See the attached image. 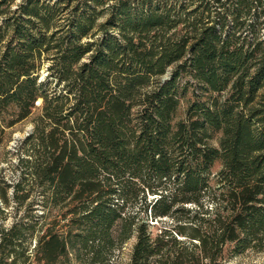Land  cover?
I'll return each mask as SVG.
<instances>
[{"label":"trees","instance_id":"trees-1","mask_svg":"<svg viewBox=\"0 0 264 264\" xmlns=\"http://www.w3.org/2000/svg\"><path fill=\"white\" fill-rule=\"evenodd\" d=\"M37 109L0 264L264 250V0H0V145Z\"/></svg>","mask_w":264,"mask_h":264},{"label":"rangeland","instance_id":"rangeland-1","mask_svg":"<svg viewBox=\"0 0 264 264\" xmlns=\"http://www.w3.org/2000/svg\"><path fill=\"white\" fill-rule=\"evenodd\" d=\"M47 74L46 69L42 70V76ZM39 113V109L26 120L16 124L15 126L7 129L6 139L2 145H0V179L6 182H15L18 179V160H19V147L23 139L33 130L34 119ZM216 143V142H215ZM219 166L216 167L218 169ZM11 194V191L9 192ZM15 203L11 201L10 205L4 206L2 198L0 197V207L4 208L5 211L0 213V224L5 223L9 226L14 217L13 212L15 211ZM18 217L22 215V211L19 214H15ZM33 249L35 246V240H31ZM134 239L130 240L125 244L123 249L118 253V259L120 264H128L130 258V252ZM58 264H79L75 259L71 260V263L60 261ZM223 264H264V250L255 251L248 250L245 253L232 257L225 261Z\"/></svg>","mask_w":264,"mask_h":264}]
</instances>
